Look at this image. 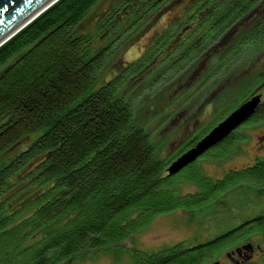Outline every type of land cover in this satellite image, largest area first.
I'll use <instances>...</instances> for the list:
<instances>
[{"label": "trees", "instance_id": "obj_1", "mask_svg": "<svg viewBox=\"0 0 264 264\" xmlns=\"http://www.w3.org/2000/svg\"><path fill=\"white\" fill-rule=\"evenodd\" d=\"M175 9L136 58L120 57L100 81L118 54ZM93 21L97 45L84 32ZM243 69L242 84L224 83ZM256 94L246 121L168 174L173 160ZM193 107L212 111L161 155L166 140L157 133ZM261 123L264 0H57L0 45V158L29 140L0 163V264H69L90 251L112 253L110 264H199L201 253L187 251L205 243L148 251L122 242L158 215L222 204L242 187L262 194L264 154L219 177L201 164L233 153L246 139L241 129ZM249 226L264 236V217L255 216L206 245L222 248Z\"/></svg>", "mask_w": 264, "mask_h": 264}, {"label": "rangeland", "instance_id": "obj_2", "mask_svg": "<svg viewBox=\"0 0 264 264\" xmlns=\"http://www.w3.org/2000/svg\"><path fill=\"white\" fill-rule=\"evenodd\" d=\"M263 7V6H262ZM178 11L172 10L164 14L156 23L153 30L139 37L132 42L126 50L117 55L112 65L104 70L100 81L109 76L111 72L119 66L120 57L124 61H130L136 58L142 51L144 45L149 41L151 35L157 31H161L170 21L171 17ZM84 32L94 37L97 45L100 40L95 38V22H90L84 27ZM254 63V61H253ZM257 67L255 63L252 68ZM246 69L240 71L239 74L228 77L224 83L234 84L235 88L244 82L246 77ZM184 77L182 82L185 81ZM192 81V80H190ZM222 83V84H224ZM227 97L231 95H226ZM217 99V98H216ZM215 101V100H214ZM187 109L181 115H177L176 119L163 127L157 133V138L164 137L166 142L161 148V155H165L173 150L180 138L197 132L205 119L211 114V108L203 113L199 109ZM203 114V115H202ZM241 134L246 136L245 141L238 143L233 153L223 157L221 160H202L201 164L205 172L212 177L221 176L230 168L241 167L252 162L253 158L264 154V123L256 126H247L241 129ZM31 139V138H30ZM29 142V140H26ZM21 143L14 149L8 151L0 158V163L12 157L27 145V142ZM184 191H193L195 188L191 185H185ZM222 204L212 203L202 210L192 213L184 210H175L170 213L156 216L148 224L134 232L130 237L125 239L122 244L126 248L137 247L143 250H156L162 246L173 244L186 240L190 244L210 238L214 235L221 234L229 230L233 226H237L239 222L252 219L255 216L264 217V192L258 194L255 190L246 187L235 189L222 197ZM188 243V244H189ZM113 254L105 251H90L88 256L74 260L69 264H110L113 262ZM220 264H233L221 257ZM121 261H126L125 256Z\"/></svg>", "mask_w": 264, "mask_h": 264}, {"label": "water", "instance_id": "obj_3", "mask_svg": "<svg viewBox=\"0 0 264 264\" xmlns=\"http://www.w3.org/2000/svg\"><path fill=\"white\" fill-rule=\"evenodd\" d=\"M57 0H0V45L26 26ZM111 0H105V3ZM261 100L256 94L230 112L194 146L187 149L168 166V174H174L195 160L208 148L224 139L254 112Z\"/></svg>", "mask_w": 264, "mask_h": 264}, {"label": "flooded vegetation", "instance_id": "obj_4", "mask_svg": "<svg viewBox=\"0 0 264 264\" xmlns=\"http://www.w3.org/2000/svg\"><path fill=\"white\" fill-rule=\"evenodd\" d=\"M243 222L245 221L237 225H242ZM250 227L229 239L222 248H216L208 243L206 245L209 239H205V241L191 244L190 247H196V244L202 245V243L205 245L191 249L187 253L196 255L201 253L199 264H220L221 257L233 264H264V236L255 228Z\"/></svg>", "mask_w": 264, "mask_h": 264}]
</instances>
